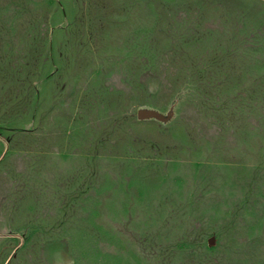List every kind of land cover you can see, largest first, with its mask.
Instances as JSON below:
<instances>
[{
    "label": "rangeland",
    "instance_id": "374dc122",
    "mask_svg": "<svg viewBox=\"0 0 264 264\" xmlns=\"http://www.w3.org/2000/svg\"><path fill=\"white\" fill-rule=\"evenodd\" d=\"M0 264H264V0H0Z\"/></svg>",
    "mask_w": 264,
    "mask_h": 264
},
{
    "label": "clouds",
    "instance_id": "9594fccd",
    "mask_svg": "<svg viewBox=\"0 0 264 264\" xmlns=\"http://www.w3.org/2000/svg\"><path fill=\"white\" fill-rule=\"evenodd\" d=\"M195 96L194 89L191 85L185 86L183 89H181L176 96V99L183 103Z\"/></svg>",
    "mask_w": 264,
    "mask_h": 264
},
{
    "label": "water",
    "instance_id": "95a60500",
    "mask_svg": "<svg viewBox=\"0 0 264 264\" xmlns=\"http://www.w3.org/2000/svg\"><path fill=\"white\" fill-rule=\"evenodd\" d=\"M152 115V112H139L138 116L140 118L142 117H147V116H151Z\"/></svg>",
    "mask_w": 264,
    "mask_h": 264
}]
</instances>
